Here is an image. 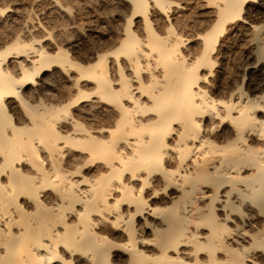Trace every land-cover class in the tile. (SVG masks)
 Wrapping results in <instances>:
<instances>
[{
    "label": "bare ground",
    "instance_id": "6f19581e",
    "mask_svg": "<svg viewBox=\"0 0 264 264\" xmlns=\"http://www.w3.org/2000/svg\"><path fill=\"white\" fill-rule=\"evenodd\" d=\"M0 264H264V0H0Z\"/></svg>",
    "mask_w": 264,
    "mask_h": 264
}]
</instances>
